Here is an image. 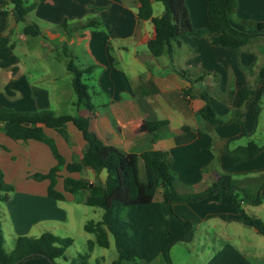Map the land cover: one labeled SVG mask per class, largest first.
I'll return each mask as SVG.
<instances>
[{"label": "crops", "instance_id": "crops-1", "mask_svg": "<svg viewBox=\"0 0 264 264\" xmlns=\"http://www.w3.org/2000/svg\"><path fill=\"white\" fill-rule=\"evenodd\" d=\"M22 1L25 6L34 3L26 18L36 21L42 27V33L39 36L24 34L25 23L17 20V13L11 6L5 8L6 15H0V35L9 34L10 43L13 44V47H0V108L18 112L47 109L57 115H89L90 126L98 137L125 155L139 154L145 150L168 151L172 159L170 169L179 185L188 186L189 183L198 182L201 169L215 157L218 158L220 169L238 180L241 186L253 187L264 179V150L239 163H233L224 151L228 139L242 132L253 135L257 128L260 110L256 111L252 101L248 99L239 108L237 106L241 88L256 90L264 81V57L260 64L255 59L256 53L260 51L256 44L257 38L254 39V49L247 46L232 50L212 44L208 37L184 35L170 51L166 46L161 55L153 56L148 45L155 36L154 25L151 19H137V0ZM184 1L192 27L201 29L207 26V0ZM156 2H160L163 9L158 11ZM151 8L152 19L164 12L161 1H152ZM87 19L96 20L97 26L76 29L70 35L58 27L64 21L68 26H74L76 22ZM243 22H264V0H236L231 24L242 31H255ZM63 44L73 55L74 64L86 70L82 82L94 106L93 112L77 109L73 105L75 96L70 84L71 74L66 69L68 58L63 53ZM178 52L188 55L184 66L178 62L175 64L174 55ZM78 59L81 61L79 64L76 63ZM188 67L204 70L205 76L213 75L231 88V103L228 99L224 105L231 109V113L220 117L224 119L223 123L210 125L198 113L204 101L197 94L202 92L199 86L204 84L205 76L194 85L196 95L190 102L183 96L181 90L188 87L190 82L180 76L176 69L187 70ZM161 120L167 121V125L153 132L148 130V122ZM66 129L72 146L54 130L45 128L44 132L54 140L66 163L78 161L85 141L71 123L66 124ZM241 139L239 137L235 142H241ZM214 145L218 146L216 152L212 150ZM55 163L46 144L36 140L15 141L6 135L4 126L0 124V172L3 181L13 184L19 179L23 183L19 189L11 184L13 194L8 193L1 200L5 229L13 241L20 235L38 237L43 232L53 235L61 232L59 237H67L63 232L68 230L70 215L68 209L60 204L69 199L76 201L71 193L63 190V178L72 173L64 168L58 172L55 189L64 195L62 201L48 197L47 179L32 178L35 173H47ZM141 165L142 162H139V172ZM102 171L96 175L91 168L86 167L81 172H73L78 175L84 172L85 177H70L88 182L98 178L103 182L106 176ZM10 173L13 181L10 180ZM31 179L39 183L38 189L33 186ZM58 180L61 184H58ZM82 194L84 197L87 192ZM13 195L22 196L19 207L23 206V210H27V221L23 226H20L23 222L16 225L11 220ZM260 198L258 205L243 204L242 207L247 215L264 220V191ZM173 208L182 219L192 223L195 232H203L209 226L213 235V254L227 242L252 264H264V236L238 211L230 195L216 194L198 202L175 204ZM73 211L77 212L78 209ZM101 215L102 212L98 220ZM85 222L80 221L84 232V225L88 221ZM1 226L0 229L3 228ZM87 233L93 236L85 237L87 242H93L91 249H88L93 252L94 246L99 245L95 243V233ZM107 237L109 246V233ZM208 259H204V263ZM100 260L105 262L103 256ZM154 260L123 264H150ZM94 263L100 264V261L97 259ZM22 264L46 263L40 258H27Z\"/></svg>", "mask_w": 264, "mask_h": 264}, {"label": "trees", "instance_id": "trees-1", "mask_svg": "<svg viewBox=\"0 0 264 264\" xmlns=\"http://www.w3.org/2000/svg\"><path fill=\"white\" fill-rule=\"evenodd\" d=\"M152 1H161L164 12L161 16L152 19ZM140 21L150 20L154 25L155 36L150 41L148 48L153 56L162 54L168 46L178 45L180 37H208L212 44L228 49L239 50L254 47L257 36L264 37V22L248 23L255 33L239 30L231 24L232 10L236 0H207L208 24L204 28L195 29L189 19L188 8L184 0H137ZM11 6L17 13V20L25 23L24 34L39 36L42 27L34 20L28 21L26 15L33 9L34 3L25 6L22 0H1L0 15H6L5 8ZM68 26L63 22L58 27L64 29L68 35L76 29L97 26V21L87 19ZM13 47L9 34L0 35V47ZM64 55L68 58L67 71L71 74L70 84L75 96L73 105L77 109L84 108L93 112L86 87L82 82L85 69L78 68L73 61V55L67 51L65 44L62 46ZM190 85L181 90L183 96L190 102L196 95L194 85L204 79V70L176 69ZM204 104L198 110L202 118L210 125L224 122L223 118L216 115L205 91L197 94ZM264 96V81L253 90L243 87L238 91V108L245 100H251L256 111L258 102ZM237 113V112H236ZM91 117L84 115L62 114L57 115L52 110H39L34 112H18L8 108H0V124L4 126L6 135L15 141L36 140L46 144L55 159V165L45 174L35 173V180L47 179V195L57 201L64 200V195L55 189L58 172L64 168L67 172H81L86 167L91 168L97 175L100 171L106 172L103 182H88L74 179L70 176L63 178V190L71 193L77 202L87 206L100 208L101 219L89 221L84 225L86 232L95 233L96 244L100 247L108 246L107 233L111 234L117 252V257L111 264L134 263L137 260L151 262L161 256L167 264H172L169 251L172 245L180 241H191L195 229L192 223L182 219L174 210L175 204L198 202L216 194H228L238 211L250 222L256 231L264 236V223L257 217L246 214L242 205H258L261 201L260 194L264 191V179L253 187H245L228 173L218 172L213 164L202 168V183L196 187L184 186L179 191L176 177L170 169L171 156L166 150H145L139 154L125 155L116 147L105 144L90 126ZM241 125L242 122L237 120ZM71 123L82 135L85 146L78 161L66 163L58 151L54 140L45 134L44 129H52L59 134L69 146L73 143L66 129V124ZM167 125V121L148 122L150 132ZM242 132L235 138L228 139L224 144V151L233 163L249 159L264 150V144L258 145L248 141L245 145L229 147V142L237 140ZM139 162H142L144 178L139 172ZM213 178V179H212ZM198 187V188H197ZM13 187L3 181L0 172V200H4ZM87 195L83 197V192ZM72 243L69 237L55 236L43 232L38 237L18 236L14 239L13 248L4 250V239L0 229V264H13L19 258L35 254L28 258H40L46 264L58 259L68 260L65 256L67 247ZM89 248L93 242H88ZM27 259V258H26ZM24 261V260H23ZM23 261L20 263L22 264ZM70 264H91L86 261V255H77L70 258ZM98 264V263H94ZM207 264H252L251 261L230 243L224 242L222 247L208 259Z\"/></svg>", "mask_w": 264, "mask_h": 264}, {"label": "rangeland", "instance_id": "rangeland-1", "mask_svg": "<svg viewBox=\"0 0 264 264\" xmlns=\"http://www.w3.org/2000/svg\"><path fill=\"white\" fill-rule=\"evenodd\" d=\"M156 7L159 9L158 11H160V9H163V5L160 2H156ZM255 32L257 31H253L252 33H255ZM256 38H257L256 44L260 51L256 53L255 59L257 60V64H260L262 61V58L264 57V37L257 36ZM252 49H254V47H252ZM174 50L176 51V49ZM174 57H175L174 60H176L175 64L178 62L184 66V63H185L184 60L185 58L186 59L188 58V55L187 53L178 52V53H175ZM79 62L81 63L79 59L76 60V63L79 64ZM187 69L196 70L197 68L188 67ZM204 73L206 72L204 71ZM205 77L206 79H204L205 80L204 84L200 85L199 87L201 91H205V93L208 94V99H210V101L212 100L211 105L214 111L216 112V115L218 117L230 115L231 109H227V107H225L224 105H226L225 102L230 100L229 99L230 98L229 89L231 88L225 86L224 82L219 81L213 75H208ZM229 103H231V100ZM229 103H227V106L229 105ZM258 107L260 110V114H259L257 128L255 130V133L253 135H242L240 137L242 138L241 139L242 141L240 140L241 142H235L236 140L229 142L230 148H234L233 147L234 145H237V146L245 145L250 140L254 141L258 145L264 144V96L258 102ZM212 150L216 152L218 150V146L214 145L212 147ZM210 164H213L214 168L218 172L227 173L220 169V166L218 165L217 157H215L214 160L206 166H209ZM200 173H201V179L196 183H191V184L189 183L188 186L196 187L202 183V180H203L202 172ZM102 174L106 176V172L104 170L102 171ZM70 176L72 177L79 176L83 178L85 177V173L83 172L79 175L77 173H72L70 174ZM140 176L142 179L144 178L143 165H141L140 167ZM12 179H13L12 173H10V180ZM96 181L100 182L98 178H96ZM31 182L34 184L33 186L36 189L39 188V183L35 182L33 179H31ZM58 184H61L59 180H58ZM12 185H16V187H18L19 189L23 186V183L19 182V179H18ZM177 185H178L179 191H183L184 186H186V185H179L178 182H177ZM60 188H61V185H60ZM11 194L13 193H10V195ZM13 198H14L13 202L10 204V214L12 217L11 220H13V223L16 225L18 224L20 225V223L23 222V224L20 225V226H23L24 224H26V221H27V218H26L27 210H23L24 209L23 206L19 207V203L23 200V198L20 195H15V196L13 195ZM60 206L64 207L65 209H68V213L70 215V224L68 226V230L63 233H66L67 237H70L73 240V243L71 244V246H69L66 249V252H65V256L67 257L68 260L59 259L57 260L58 263L59 264H70L69 263L70 258L76 257L77 255L80 254V255H89L88 258L86 256V261L88 263H94L98 259L100 261V264H110V260L112 261L117 257V252H116L114 239L112 235L110 234V244L107 248H103V247H99L95 245L93 248V252L92 251L89 252L88 249L90 250L91 248H89L88 242L86 241L85 237L92 238L93 236L90 233L84 232L82 227L80 226V221L82 220H83V223L85 221L89 222V221L98 220L102 210L100 208L87 206L81 203H76V201H73V199L72 200L69 199V200H66L65 202H62ZM70 209H72V211ZM77 209H78L77 212L73 211ZM3 211H4V205L0 200V224L3 225L1 226L3 227L1 228L2 230L1 234L4 239V250L8 252L9 249L11 250L13 248L14 241L9 231L5 229L6 222L2 218ZM261 221L264 223L263 219ZM35 233H38V232H35ZM194 234L195 235L191 241H180L171 246L169 255H170L172 264H207V263H204V259H208L214 255L213 254L214 252L212 251V248L214 247L213 246L214 242L212 241L213 235L211 233V229L209 228V226L208 227L206 226V229L203 230V232L196 231ZM54 235L61 236L62 233L55 232ZM20 236H25V235H20ZM102 256L104 257L105 262L100 260V257ZM195 257H197V259ZM150 264H167V263L163 260L161 256H158V258L155 259Z\"/></svg>", "mask_w": 264, "mask_h": 264}, {"label": "water", "instance_id": "water-1", "mask_svg": "<svg viewBox=\"0 0 264 264\" xmlns=\"http://www.w3.org/2000/svg\"><path fill=\"white\" fill-rule=\"evenodd\" d=\"M35 254H28V255H25L21 258H19L18 260H16L13 264H20L23 260H25L26 258L28 257H31V256H34ZM51 264H55L53 261H51Z\"/></svg>", "mask_w": 264, "mask_h": 264}]
</instances>
